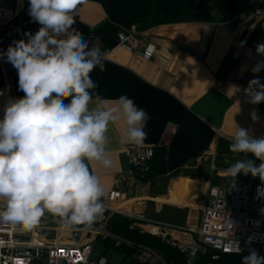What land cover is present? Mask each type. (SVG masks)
Listing matches in <instances>:
<instances>
[{
    "label": "crops",
    "instance_id": "1",
    "mask_svg": "<svg viewBox=\"0 0 264 264\" xmlns=\"http://www.w3.org/2000/svg\"><path fill=\"white\" fill-rule=\"evenodd\" d=\"M248 12L245 0H86L82 4L80 22L96 34L105 52L106 70L96 68L91 73L98 84L95 95L109 106L121 95L133 99L151 116L143 146L153 147L163 139L167 145V172L143 182L127 174L129 143L122 135L123 119L110 124L112 167L106 169L95 161L89 165L105 189L103 204L171 225L196 226L210 187L226 186L233 179L227 167L245 159L229 150L238 127L256 138L264 136V102L253 105L244 93L252 79L264 84V68L252 72L264 60L254 55L259 40L254 41L252 34L260 25ZM132 24L141 39L155 44L150 59L118 45L117 30ZM3 80L0 63V119L9 98L24 96L17 73L11 91L3 88ZM253 110L259 116L255 122ZM247 177L240 173L235 179Z\"/></svg>",
    "mask_w": 264,
    "mask_h": 264
},
{
    "label": "clouds",
    "instance_id": "2",
    "mask_svg": "<svg viewBox=\"0 0 264 264\" xmlns=\"http://www.w3.org/2000/svg\"><path fill=\"white\" fill-rule=\"evenodd\" d=\"M85 2L29 0L28 14L40 28L0 53L17 70L24 93L8 99L0 119V221L22 232L36 228L46 214L58 218L68 231L90 227L103 215L106 193L89 165L95 161L112 167L109 125L123 119L122 135L136 146L148 137L151 116L133 99L121 95L109 106L95 95L98 84L91 73L106 70L104 57L73 27L78 7ZM256 52L264 55V43ZM262 68L264 61L252 72ZM244 93L253 105L264 102V84L258 78L249 81ZM251 118L259 120L256 110ZM229 150L245 159L229 165L227 174L233 180L240 173L258 177L264 194V136L256 138L238 127ZM233 245L239 254L242 249ZM195 255V250L189 252L188 264ZM241 264H264V256L250 249Z\"/></svg>",
    "mask_w": 264,
    "mask_h": 264
},
{
    "label": "built area",
    "instance_id": "3",
    "mask_svg": "<svg viewBox=\"0 0 264 264\" xmlns=\"http://www.w3.org/2000/svg\"><path fill=\"white\" fill-rule=\"evenodd\" d=\"M245 1L249 8L248 16L264 27V0ZM28 8L29 0H0V53H6L15 41L26 40V33L34 34L40 28L41 25L30 18ZM81 9L82 5L78 7L73 27L89 41L90 47L94 44L105 57L99 38L81 24ZM116 38L119 46L145 59L155 55V44L141 39L135 24L117 30ZM262 43L264 41L259 40L254 47V55L259 60H264V55L257 54L256 46ZM0 63L4 72L3 88L11 91L12 78L17 70L7 62L5 56H0ZM168 130L167 126L164 134ZM163 140L161 144L166 145ZM125 153L130 161L127 174L140 180L153 155V148L129 143L125 146ZM212 170H216L215 165H212ZM247 176L245 180L231 179L226 186L210 187L209 196L200 204L201 214L196 226H176L133 216L107 204H103L105 210L102 217L90 227L79 226L72 231L65 230L59 219L50 214H46L40 224L29 232H22L0 221V264H109L105 249L97 248L99 243L129 249L128 255L137 264H170L157 250L116 233L108 224L115 213L133 219L131 227L166 240L180 252L195 250L204 254L211 248L218 253L237 254L232 249L233 243H238L242 249L239 254H249V250L254 249L264 256V194L259 191L261 183L256 182L257 177L251 174ZM149 226L155 230L147 228ZM178 233L188 234L191 238H178L175 235ZM218 257V254L213 256L215 260ZM208 264L221 263L212 261Z\"/></svg>",
    "mask_w": 264,
    "mask_h": 264
},
{
    "label": "trees",
    "instance_id": "4",
    "mask_svg": "<svg viewBox=\"0 0 264 264\" xmlns=\"http://www.w3.org/2000/svg\"><path fill=\"white\" fill-rule=\"evenodd\" d=\"M252 36L254 41H264V27L259 26L254 30ZM152 148L153 155L147 162L145 174L140 177V180L143 182H149L152 179L164 175L167 172L166 145L156 144ZM240 155L245 158L244 154ZM247 158L252 157L249 155ZM133 222L134 220L130 219L129 217L115 213L109 218L108 224L116 233L127 238L128 240L147 245L157 250L168 263L188 264V252H180L166 240H163L156 235H152L149 232H141L138 228L131 227ZM116 250L122 253L123 257H126L130 253V250L125 247L116 248ZM215 254L219 255L217 260L213 258ZM247 255L248 254H227L221 252L218 253V251L209 248L204 254L196 253L195 259L192 261V264H208L212 261H217L221 264H241L242 258Z\"/></svg>",
    "mask_w": 264,
    "mask_h": 264
},
{
    "label": "rangeland",
    "instance_id": "5",
    "mask_svg": "<svg viewBox=\"0 0 264 264\" xmlns=\"http://www.w3.org/2000/svg\"><path fill=\"white\" fill-rule=\"evenodd\" d=\"M259 163V161H257ZM256 182L262 183L261 180L257 177ZM133 216H139L151 220H155V218L152 216H147L144 214L140 213H131ZM155 221H160V220H155ZM98 250L104 248L105 249V255L109 259V264H136L134 261L131 260V257L127 255L126 257H123V254L120 253L119 251L114 248L112 244H102L99 243L97 246Z\"/></svg>",
    "mask_w": 264,
    "mask_h": 264
},
{
    "label": "bare ground",
    "instance_id": "6",
    "mask_svg": "<svg viewBox=\"0 0 264 264\" xmlns=\"http://www.w3.org/2000/svg\"><path fill=\"white\" fill-rule=\"evenodd\" d=\"M147 228H149V229H151V230H155V228H152V227H150V226H149V227H147Z\"/></svg>",
    "mask_w": 264,
    "mask_h": 264
}]
</instances>
